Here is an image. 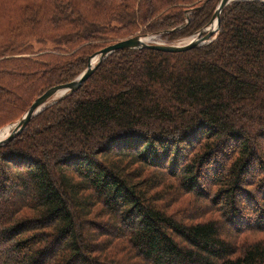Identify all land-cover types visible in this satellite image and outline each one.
I'll return each instance as SVG.
<instances>
[{
  "label": "trees",
  "instance_id": "trees-1",
  "mask_svg": "<svg viewBox=\"0 0 264 264\" xmlns=\"http://www.w3.org/2000/svg\"><path fill=\"white\" fill-rule=\"evenodd\" d=\"M221 0H0V131L125 39ZM0 264H264V0L212 42L109 56L0 147Z\"/></svg>",
  "mask_w": 264,
  "mask_h": 264
},
{
  "label": "water",
  "instance_id": "water-1",
  "mask_svg": "<svg viewBox=\"0 0 264 264\" xmlns=\"http://www.w3.org/2000/svg\"><path fill=\"white\" fill-rule=\"evenodd\" d=\"M237 1H250V0H221L215 15L211 21V23L200 32L197 36L191 38V40L184 45H165L161 43H151L146 41L148 37L154 36H141L137 35L135 37L118 41L104 50L100 51L98 54L93 56L90 60V64L88 69L80 75L75 81L56 86L41 97L36 99L28 112L19 121L17 124L9 127L10 134L8 137H3L2 131H0V147H3L12 141H14L28 126L31 120L41 114L44 110L48 107L52 106L53 104L57 103L58 100L63 99L67 95L74 94L79 91L83 85L88 81V79L95 73V71L100 67V65L112 54L120 51L126 50H142V49H149L155 50L159 52L165 53H181L190 51L200 46H204L214 39H216L217 35L220 32V25H221V15L225 8L230 6L232 3ZM216 25V26H215ZM7 129V128H6ZM5 130V129H4Z\"/></svg>",
  "mask_w": 264,
  "mask_h": 264
},
{
  "label": "rangeland",
  "instance_id": "rangeland-1",
  "mask_svg": "<svg viewBox=\"0 0 264 264\" xmlns=\"http://www.w3.org/2000/svg\"><path fill=\"white\" fill-rule=\"evenodd\" d=\"M153 38V40H150V42L151 43H161V44H165V45H173V44H168L169 43V41L166 39V40H164L161 36H154V37H152ZM191 40V38H188V39H185V40H183V41H181V42H178V43H174V44H178V45H184V44H187L189 41ZM15 125V124H14ZM13 125H11V126H7L6 128L7 129H9V127H12ZM6 128H5V130H6ZM4 129H3V131H2V133H3V135H5V133H4V131H5Z\"/></svg>",
  "mask_w": 264,
  "mask_h": 264
},
{
  "label": "bare ground",
  "instance_id": "bare-ground-1",
  "mask_svg": "<svg viewBox=\"0 0 264 264\" xmlns=\"http://www.w3.org/2000/svg\"><path fill=\"white\" fill-rule=\"evenodd\" d=\"M216 26V25H215ZM150 40H153V38L152 37H148V38H146V41H148V42H150ZM10 129H6L5 131H4V133H5V135H3V133L1 134L3 137H8L9 136V134H10Z\"/></svg>",
  "mask_w": 264,
  "mask_h": 264
}]
</instances>
